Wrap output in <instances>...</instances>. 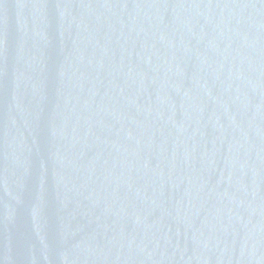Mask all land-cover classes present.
Masks as SVG:
<instances>
[{"label":"water","instance_id":"water-1","mask_svg":"<svg viewBox=\"0 0 264 264\" xmlns=\"http://www.w3.org/2000/svg\"><path fill=\"white\" fill-rule=\"evenodd\" d=\"M0 264H264V0H0Z\"/></svg>","mask_w":264,"mask_h":264}]
</instances>
